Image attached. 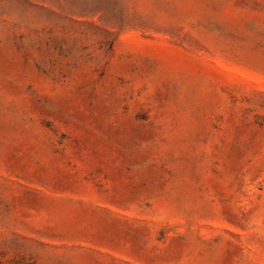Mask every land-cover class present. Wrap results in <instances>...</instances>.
Returning <instances> with one entry per match:
<instances>
[{
  "label": "rangeland",
  "instance_id": "obj_1",
  "mask_svg": "<svg viewBox=\"0 0 264 264\" xmlns=\"http://www.w3.org/2000/svg\"><path fill=\"white\" fill-rule=\"evenodd\" d=\"M0 264H264V0H0Z\"/></svg>",
  "mask_w": 264,
  "mask_h": 264
}]
</instances>
